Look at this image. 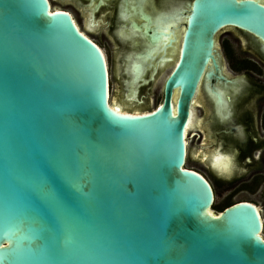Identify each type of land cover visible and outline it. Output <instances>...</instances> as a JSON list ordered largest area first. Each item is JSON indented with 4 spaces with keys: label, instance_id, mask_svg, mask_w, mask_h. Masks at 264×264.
I'll use <instances>...</instances> for the list:
<instances>
[{
    "label": "water",
    "instance_id": "1",
    "mask_svg": "<svg viewBox=\"0 0 264 264\" xmlns=\"http://www.w3.org/2000/svg\"><path fill=\"white\" fill-rule=\"evenodd\" d=\"M224 26L264 49L263 3L193 0L163 101L129 114L110 107L104 55L68 12L0 0V264H264L255 204L208 210L213 187L185 166Z\"/></svg>",
    "mask_w": 264,
    "mask_h": 264
},
{
    "label": "flooded vegetation",
    "instance_id": "2",
    "mask_svg": "<svg viewBox=\"0 0 264 264\" xmlns=\"http://www.w3.org/2000/svg\"><path fill=\"white\" fill-rule=\"evenodd\" d=\"M192 1L49 3L68 12L80 31L101 49L109 72V88L111 71L119 93L114 99L131 112L151 110L163 101L161 78L170 71L177 55ZM213 39L212 54L218 68L209 62L190 101L194 120L189 135L199 141L200 161L209 173L208 177L202 175L214 194L224 191L230 197L259 190L264 198L263 43L236 26L221 27ZM175 97L173 90L172 100ZM218 157L229 165L218 164Z\"/></svg>",
    "mask_w": 264,
    "mask_h": 264
},
{
    "label": "rangeland",
    "instance_id": "3",
    "mask_svg": "<svg viewBox=\"0 0 264 264\" xmlns=\"http://www.w3.org/2000/svg\"><path fill=\"white\" fill-rule=\"evenodd\" d=\"M109 67V65H108ZM110 71V67H109ZM168 73V70L165 72L164 76L161 78V83L163 82L166 74ZM117 88L114 85V79L113 74H111L110 71V95L117 100V97L119 96V93H116ZM152 106L151 108H153ZM189 145L187 146V158L185 166L191 169H195L199 173L205 175L208 177L209 173L207 172V169L204 167L203 162L200 161V148L197 147L199 145V141L196 140L194 137L188 136ZM239 200H249L252 202H255L261 211V216L264 223V198L260 196V191L258 190L256 193H247V192H241L239 194H235L233 196L228 197L226 192H217L215 193V200L212 205L213 211H218L215 209V205H224L226 203H233L235 201ZM262 235L264 236V227L262 230Z\"/></svg>",
    "mask_w": 264,
    "mask_h": 264
},
{
    "label": "bare ground",
    "instance_id": "4",
    "mask_svg": "<svg viewBox=\"0 0 264 264\" xmlns=\"http://www.w3.org/2000/svg\"><path fill=\"white\" fill-rule=\"evenodd\" d=\"M258 1H263L264 0H258ZM53 8V7H52ZM54 10L57 9V10H61V9H58V8H53ZM109 105L111 108H113L114 110H116L117 112H122V113H129V114H138V113H141L139 111H126V110H123L122 109V106L121 104H119L115 99H113V97H111L110 95V88H109ZM194 101V100H193ZM193 120H194V116H193V109H191L190 111V115H189V118L187 120V123H186V126H185V142H186V146L189 145V141H188V136H189V132H190V128L191 126L193 125ZM188 151V150H187ZM216 161L218 162V164H225V165H229V162L227 160H225L224 158L222 157H218L216 159ZM257 207V209L260 211V208L255 205ZM208 210H212V209H208ZM213 211V210H212ZM261 221L263 222V219H262V216H261ZM263 227H264V223H263ZM263 230V229H262ZM260 235L262 237H264L262 235V231L260 233Z\"/></svg>",
    "mask_w": 264,
    "mask_h": 264
},
{
    "label": "trees",
    "instance_id": "5",
    "mask_svg": "<svg viewBox=\"0 0 264 264\" xmlns=\"http://www.w3.org/2000/svg\"><path fill=\"white\" fill-rule=\"evenodd\" d=\"M229 203H226L224 205H215V209H217L218 211H222L226 206H228Z\"/></svg>",
    "mask_w": 264,
    "mask_h": 264
}]
</instances>
